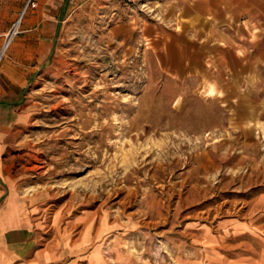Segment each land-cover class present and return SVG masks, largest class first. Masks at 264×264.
<instances>
[{
	"label": "rangeland",
	"instance_id": "obj_1",
	"mask_svg": "<svg viewBox=\"0 0 264 264\" xmlns=\"http://www.w3.org/2000/svg\"><path fill=\"white\" fill-rule=\"evenodd\" d=\"M26 1L0 0V155L59 264H190L210 237L228 254L264 235V99L169 66L143 30L170 29L172 0ZM29 15L49 25L39 61Z\"/></svg>",
	"mask_w": 264,
	"mask_h": 264
},
{
	"label": "crops",
	"instance_id": "obj_2",
	"mask_svg": "<svg viewBox=\"0 0 264 264\" xmlns=\"http://www.w3.org/2000/svg\"><path fill=\"white\" fill-rule=\"evenodd\" d=\"M171 2L178 12L175 17L169 15L170 29L159 32L157 26L148 23L143 30L148 43L177 51L178 61L169 66L178 73L198 72L216 90L231 89V98H244L245 106H256V101L248 103V99H264V0ZM26 18L21 36L23 49L33 52L39 61L46 48L43 37L48 35L49 25L40 21L41 25L31 26V15ZM207 64L215 70H208ZM18 68V77L11 80L21 87L22 65ZM263 106L261 102L259 113ZM255 113L257 109L250 112ZM12 116L11 107L0 103V129L11 124ZM9 172L0 155V264H59L62 255L50 242L40 243L26 200L19 196ZM231 236L228 254L220 250L219 239L210 237L203 251L190 256V264H264V235ZM187 260L179 264H189ZM62 264H76L74 256Z\"/></svg>",
	"mask_w": 264,
	"mask_h": 264
},
{
	"label": "built area",
	"instance_id": "obj_3",
	"mask_svg": "<svg viewBox=\"0 0 264 264\" xmlns=\"http://www.w3.org/2000/svg\"><path fill=\"white\" fill-rule=\"evenodd\" d=\"M33 7H35V3H34V1H32V0H27L26 3H25V5H24V7H23V9H22V11H21V14H23L27 8H33ZM13 34H15V27L12 26V27L6 32V34H5V38H7V36H8V40H9Z\"/></svg>",
	"mask_w": 264,
	"mask_h": 264
},
{
	"label": "bare ground",
	"instance_id": "obj_4",
	"mask_svg": "<svg viewBox=\"0 0 264 264\" xmlns=\"http://www.w3.org/2000/svg\"><path fill=\"white\" fill-rule=\"evenodd\" d=\"M16 25H17V24H16ZM5 40L9 41V40H8V36H7V38H6ZM4 45H5V44H4ZM5 48H6V47H4V49H5ZM4 49H3V50H4ZM2 53H3V51H2Z\"/></svg>",
	"mask_w": 264,
	"mask_h": 264
}]
</instances>
